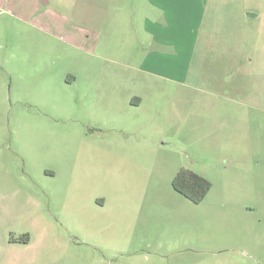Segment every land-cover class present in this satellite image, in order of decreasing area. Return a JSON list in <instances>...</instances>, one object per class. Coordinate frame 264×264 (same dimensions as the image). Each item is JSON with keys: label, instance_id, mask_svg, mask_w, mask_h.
<instances>
[{"label": "rangeland", "instance_id": "1", "mask_svg": "<svg viewBox=\"0 0 264 264\" xmlns=\"http://www.w3.org/2000/svg\"><path fill=\"white\" fill-rule=\"evenodd\" d=\"M48 2L73 38L24 40L25 27L0 18L4 255L36 258L21 264H264V72H253L243 101H228L220 87H174L107 62L83 69L97 60L77 49L78 11L93 0ZM245 2L264 16V0ZM67 72L78 78L70 87ZM202 74L193 80L210 84ZM181 169L210 183L200 203L172 188ZM26 236L27 246L10 244Z\"/></svg>", "mask_w": 264, "mask_h": 264}, {"label": "crops", "instance_id": "2", "mask_svg": "<svg viewBox=\"0 0 264 264\" xmlns=\"http://www.w3.org/2000/svg\"><path fill=\"white\" fill-rule=\"evenodd\" d=\"M48 4V0H0V18L7 15L18 27H25L19 33L24 40L58 34L73 38L74 31L59 26L68 24L67 19L61 13L56 20L50 17ZM128 8L131 15L123 13ZM85 9L87 14L78 11L77 49L97 62L82 65L83 69H99L107 62L105 67L112 70L136 71L174 87L187 84L200 91L220 87L228 101L236 96L243 101L240 95L246 85L256 83L251 82L253 72H264V16L256 7L247 8L245 0H93ZM4 49L0 41V52ZM200 73H206L201 76L210 84L193 80ZM77 81L72 72L63 79L68 87ZM94 84L100 87V83ZM130 101L139 107L143 98L134 94ZM10 244L27 246L28 242ZM1 250L0 264L36 259L5 256Z\"/></svg>", "mask_w": 264, "mask_h": 264}, {"label": "trees", "instance_id": "3", "mask_svg": "<svg viewBox=\"0 0 264 264\" xmlns=\"http://www.w3.org/2000/svg\"><path fill=\"white\" fill-rule=\"evenodd\" d=\"M172 188L187 200L193 203H200L210 189V183L189 170L181 169L172 181ZM22 243H27L29 238L26 236Z\"/></svg>", "mask_w": 264, "mask_h": 264}]
</instances>
